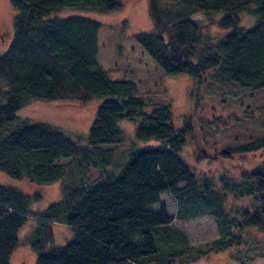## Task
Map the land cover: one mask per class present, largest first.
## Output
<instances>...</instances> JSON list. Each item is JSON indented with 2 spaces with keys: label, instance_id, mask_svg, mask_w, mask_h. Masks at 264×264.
Masks as SVG:
<instances>
[{
  "label": "trees",
  "instance_id": "1",
  "mask_svg": "<svg viewBox=\"0 0 264 264\" xmlns=\"http://www.w3.org/2000/svg\"><path fill=\"white\" fill-rule=\"evenodd\" d=\"M147 1L153 28L134 39L165 74L200 77L213 71L225 88L232 87L231 93L236 88L264 90V0H169L173 10L168 11L157 0ZM9 2L19 14L0 56V82L6 87L0 92V172L33 185L61 180L62 197L31 215L30 202L40 195L31 198L0 184V264H10L27 217L38 223L26 238L35 264H190L210 251L242 249L248 228L264 230V165L238 179L221 175L216 183L193 173L177 156L191 132L190 122L177 127L167 106L148 105L135 82L112 79L98 66L99 22L81 15L49 17L63 8L116 12L120 0ZM242 11L254 18L247 28L238 25ZM196 12L222 13L217 25L230 31L216 42L204 37L189 19ZM91 98L104 100L96 108L85 146L47 124L15 116L31 101ZM121 119L135 123L136 140L154 139L156 146L102 150L124 143L117 127ZM262 149L264 136L220 154ZM87 167L98 171L95 179H88ZM163 195L175 201L173 216L161 201ZM229 197L230 202L243 197L253 202L234 208L226 204ZM202 216L214 221L219 234L205 250L173 226L175 220ZM52 221L74 233L64 246L52 243Z\"/></svg>",
  "mask_w": 264,
  "mask_h": 264
},
{
  "label": "rangeland",
  "instance_id": "2",
  "mask_svg": "<svg viewBox=\"0 0 264 264\" xmlns=\"http://www.w3.org/2000/svg\"><path fill=\"white\" fill-rule=\"evenodd\" d=\"M120 2L121 9L116 12L95 13L63 8L52 12L49 17L81 15L99 22L96 36L98 66L112 79L135 82L138 95L143 97L148 105L167 106L177 127L184 125V122H190L191 132L187 134L186 144L177 156L193 173L209 177L216 183L221 175L238 179L244 171L264 165V149L245 154L236 152L229 157L220 154L228 148H235L264 136V90L236 88L231 93L232 87L230 86V90L225 88L224 83L217 80L213 71H208L200 77L165 74L134 39L135 35L150 32L153 28L148 14V1L120 0ZM157 2L162 11L173 10L169 0ZM18 14L19 11L10 5L9 0H0V33H4L0 38V56L6 51L12 39V23ZM222 15L196 12L189 16V19L199 25L204 37L216 42L230 31L217 25ZM238 19L241 28H247L254 22V18L246 11L240 12ZM2 91H6V87L0 82V92ZM103 100L91 98L86 102L31 101L19 109L15 116L31 123L47 124L79 145L85 146L96 108ZM134 126L135 123L130 120H119L117 127L123 132L124 143L120 146H104L101 149L119 148L126 151L156 146L154 139L136 140L133 134ZM91 149L88 147L87 150ZM62 162L65 164L68 160ZM76 173H78L76 168L71 170L72 178L76 177ZM87 174L88 179L93 180L97 177L98 171L87 167ZM59 182L62 183L60 180L33 185L25 180L11 179L0 172L1 185L17 187L30 197L34 193L40 195L39 199L30 202L28 212L31 215L42 212L62 197ZM161 201L168 213L173 216L176 208L174 199L169 195H163ZM252 202V197H243L232 202L229 197L226 204H231L234 208H246ZM49 224L53 245L64 246L73 239L74 233L71 229L53 224V221ZM37 226L34 218L27 217L17 233L18 244L11 253L10 264H35V253L26 242V238ZM173 226L187 236L190 244L200 246L201 250H205V245L219 236L214 221L206 216L187 222L175 220ZM242 235L246 241L242 249L210 251L190 264H264V230L259 231L251 227Z\"/></svg>",
  "mask_w": 264,
  "mask_h": 264
},
{
  "label": "flooded vegetation",
  "instance_id": "3",
  "mask_svg": "<svg viewBox=\"0 0 264 264\" xmlns=\"http://www.w3.org/2000/svg\"><path fill=\"white\" fill-rule=\"evenodd\" d=\"M4 33H0V38H2V35H3Z\"/></svg>",
  "mask_w": 264,
  "mask_h": 264
}]
</instances>
